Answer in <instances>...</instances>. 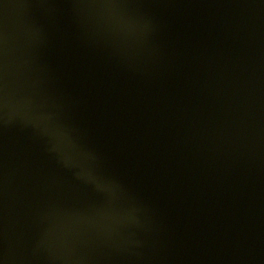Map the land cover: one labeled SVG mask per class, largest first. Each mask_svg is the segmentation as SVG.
<instances>
[{
	"label": "water",
	"instance_id": "1",
	"mask_svg": "<svg viewBox=\"0 0 264 264\" xmlns=\"http://www.w3.org/2000/svg\"><path fill=\"white\" fill-rule=\"evenodd\" d=\"M0 264H264V0H0Z\"/></svg>",
	"mask_w": 264,
	"mask_h": 264
}]
</instances>
